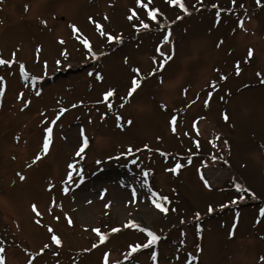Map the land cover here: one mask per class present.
Listing matches in <instances>:
<instances>
[{
    "label": "rangeland",
    "instance_id": "obj_1",
    "mask_svg": "<svg viewBox=\"0 0 264 264\" xmlns=\"http://www.w3.org/2000/svg\"><path fill=\"white\" fill-rule=\"evenodd\" d=\"M183 2L187 13L166 0H0L5 264H103L105 253L109 264H264L263 3ZM97 24L119 39L108 42ZM133 78L141 86L129 97ZM245 186L252 201L242 202ZM147 231L159 240L132 252Z\"/></svg>",
    "mask_w": 264,
    "mask_h": 264
},
{
    "label": "snow or ice",
    "instance_id": "obj_2",
    "mask_svg": "<svg viewBox=\"0 0 264 264\" xmlns=\"http://www.w3.org/2000/svg\"><path fill=\"white\" fill-rule=\"evenodd\" d=\"M169 2H170L171 4H173V5H179V7L181 8V10L184 11L185 13L188 12V9H187V7L185 6L183 0H169ZM197 2H198V3H201L202 0H197ZM233 2H235V0H233ZM256 2H257V4H260V3H261V0H256ZM137 3H138V4H141V5L144 6V7H147V5L143 4V0H137ZM156 11H157V10H149V11H148V16H149L152 20H155V19H156ZM135 16H136V13L133 12L132 15L128 17V19L131 20V19H133V17H135ZM90 19H91V18H90ZM105 19H107V17H105ZM45 23H46V22H45ZM140 25H141V27H143V28H145V29H147V28L149 27V25H148L147 23H143V21L140 22ZM241 26H242V25H241ZM72 27H73V31H78V29L76 28L75 25H73ZM96 27H97L98 30H100V35H102V36L107 35V36H108V39H109L110 41L113 40V39H119L118 37H113V36H111V35L105 33V32L102 30V26H101V25L97 24ZM63 42H64V41H61V43H63ZM83 44H84V46L88 49V52H89V53H92L93 49H92V46H91L90 42H89L88 40H84V41H83ZM62 54H63V53H62ZM252 55H253V50H252V49H249V51H248V57L251 58ZM65 58H66V57H65ZM169 58H170V57H169ZM7 63H9V62L6 61V60H4V59H0V65L7 64ZM57 63H59V61H57ZM161 67H163V65H161ZM135 71H136L137 73H139V69H136ZM239 72H240V67H239V64H237V65H236V74L239 75ZM257 75H260V74L258 73ZM97 78H98V79H102V77H99V76H98ZM0 79H2V78H0ZM221 79H226V77L221 76ZM139 86H140V84H139V80L136 79V78H133L132 81H131V87H130L129 90H128V96L131 97V96L133 95V93L136 92V90H137V88H138ZM212 87H215V85H212ZM37 94H39V93H37ZM113 95H114V90H108V91L104 92V94H103V98H104V100H107L109 97H111V96H113ZM209 95H211V94H209ZM207 104H208V101L206 100V101H205V105L207 106ZM224 119H225V120L228 119L227 115L224 116ZM129 123H131V122L129 121ZM176 124H177V119H176V117H172L171 120H170V125L172 126V127H171V130H172L173 133L176 132ZM46 131L50 134L51 131H52V129H51V128H47ZM50 139H51L50 135L45 136L44 139H43V144H42V149H41V150H42L44 153H47L48 150H49ZM83 143H84L85 145H87L88 141H87L86 138L84 139ZM225 143H227V142L225 141ZM145 147H147V145H146ZM83 151H84V148H80V150L76 153V155L79 156L80 153L83 152ZM128 151L130 152V151H131V148H129ZM39 159H40V156H37V157H36V160H39ZM34 162H35V161H34ZM69 167L71 168L72 165L70 164ZM180 168H181V165H180L179 163H177V164L175 165L174 168L170 169V171L176 172V171L179 170ZM21 179H24V177L21 176ZM201 179L204 180L205 185L208 186L209 182H208L206 179H204L203 176L201 177ZM132 195H133V196L136 195L135 191H133ZM154 195H155V194H154ZM163 199L167 200L166 197H164ZM53 203H55V202L53 201ZM155 206H156L161 212H164V213H167L168 210H169L168 208L164 207V206H163L162 204H160V203H156ZM106 207H108V205H106ZM32 210H33V212H34L37 216H40V215H41V213L37 210L36 205H32ZM208 210H209L210 213L213 211V209H212L211 206H209V209H208ZM197 215H198V214H197ZM260 215H261V216H264V209H261V210H260ZM56 219H59V217H57ZM67 222H68V224H69L70 226L73 224V221L71 220V218H68ZM36 223L39 224L40 221L37 220ZM131 227H138V225H136L135 223H133V224H131ZM48 231H49L50 233H53V230H52L51 228H49ZM93 231L97 233V235L100 237V240L103 242V240L105 239V236H104L103 234H101L100 229H99V228H94ZM111 231H112V232H118L119 229H117V228H113ZM147 236L149 237V239H148V243H146V244H137V245H135V246H132V252L137 251V250H138L139 248H141V247L147 248V247H149V245H151V244H155L156 241L159 240V237H158L154 232H152V231H147ZM50 240H51L52 243H54V244L57 245V246H60L61 243H62L61 238H60L58 235L54 234V233L51 235ZM48 247H49L48 244H45V245L43 246V248H45V249L48 248ZM92 247L95 248V247H97V245H96V244H93ZM3 251H4V249H3V248H0V252H3ZM42 251H43V249H42ZM152 259H153V260L156 259V253H155V252L152 253ZM261 259H264V257H262ZM0 264H5V260H4V257H3V256H0ZM28 264H32V261L29 260ZM103 264H109L108 253H105V254H104Z\"/></svg>",
    "mask_w": 264,
    "mask_h": 264
}]
</instances>
